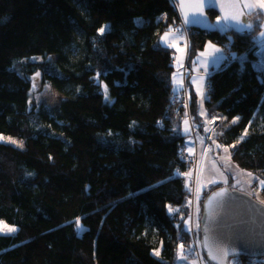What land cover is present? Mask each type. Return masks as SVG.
<instances>
[{"label": "trees", "instance_id": "16d2710c", "mask_svg": "<svg viewBox=\"0 0 264 264\" xmlns=\"http://www.w3.org/2000/svg\"><path fill=\"white\" fill-rule=\"evenodd\" d=\"M175 18L171 0H0V137L22 142L0 140V221L17 229L0 234V264H173L188 238L185 175L200 138L210 151L223 144L264 194L262 15L243 33L188 29L183 75L208 42L231 46L229 64L202 72L211 120L190 72L188 109L176 99L161 39L180 32ZM36 72L65 95L58 112L31 105ZM213 117L226 119L210 135ZM31 189L32 207H19Z\"/></svg>", "mask_w": 264, "mask_h": 264}, {"label": "rangeland", "instance_id": "374dc122", "mask_svg": "<svg viewBox=\"0 0 264 264\" xmlns=\"http://www.w3.org/2000/svg\"><path fill=\"white\" fill-rule=\"evenodd\" d=\"M242 1H243V3H246V2L254 3L255 2V0H242ZM176 8H177V4H176ZM257 12L264 13V10H261L258 8L252 9V11L248 12V19H249V15H251L253 13H255V15H256ZM258 17L260 19L261 15ZM219 18L220 17L217 16L216 20H214L213 23H215L217 29L224 32L226 29V25H225V23L217 24V21ZM262 20H263L262 30L256 35L258 42L264 40V35H261V33H264V15H262ZM175 21H176V18L173 21L174 22L173 26L176 29H180L179 34L182 36V39H183L181 46H182V48L184 47V49H185L186 42L189 39V34H188L189 28L184 23H183L184 24V26H183V24L177 23ZM249 21H250V19H249ZM163 36L165 37V34ZM177 37H178V35H174V36L168 35L164 40H162V43L163 44L166 43V45L171 46V44L172 45L176 44ZM208 44H209V42H208ZM261 50H257V53L260 52ZM175 52L169 53L167 55L166 65L173 70L172 71L173 74L174 73L176 74L175 81L173 80L174 90L177 94L176 99H180L182 101V103H184V105L187 108L188 103H189V99H187L188 91H187V88L185 87V84H184L183 71L180 70L181 68L175 66V60L178 58L176 56ZM223 54H224V56H223L221 63L224 64L225 60H228L229 62L232 61V58H230V60L227 59L228 55L225 54V52H223ZM177 55H178V53H177ZM36 60L37 61H47V60L48 61H54L55 58L48 57L47 60H43L42 58L32 59V61H36ZM229 62H228V64H229ZM208 69H209V67H208ZM188 72H190V71H188V70L185 71L186 74ZM36 73H39L40 75L36 76V74H33L31 77H29L30 85H31V89L29 91L31 105H33V103H34L36 106H43L44 108H46V110H48V111L51 110V111H49L50 113L58 112L59 108L61 107V104L66 100L65 95L62 94L61 92H58L53 87L52 84L46 83L44 81V78H43L44 77L43 73H41V72H36ZM173 74H172V78H173ZM204 85H205V78H201V76H198V78L195 80V88L197 90V86H199L201 93H206V95L203 97V100L198 98V104L197 105H198L199 109L203 112V115H206V117L208 119H210L212 116L209 117L207 111L205 109H202V106H200L202 101H203V105H204L208 99V96H207L208 91H207V88L204 87ZM185 93H186V95H184ZM212 123H211L209 129L216 128L219 125V123H217L215 126H213ZM213 131L214 130L211 129L210 133ZM208 133H209V130H208ZM201 135H202V133H201ZM201 135H199V133H197L196 136L193 137V139L196 137L200 138L202 136L203 137L207 136V135H205V136L204 135L201 136ZM2 137L4 139H0V140H2L5 143L13 144L16 147H18V145H21V141L19 139H15L11 136H2ZM8 138H11V140H9ZM12 140L16 141L17 143H12L11 142ZM201 141H203V140H201ZM215 149H216V147H215ZM193 152H195V155L197 154L195 146H194ZM220 155H221V153L216 151V150L215 151L208 150L206 147V143H205L204 154H203V157L201 158V160H200L199 155H198L199 162H200L199 167H201V170L200 171L197 170L196 172H194L193 167H192L187 172V174L185 175L186 185L189 186L188 192H187L188 193L187 194L188 205H186L188 207V209H187V215L188 216L187 217H189V214H191V215H193V217L196 218V221H198V218L200 221V216L202 214V206H201L202 195L201 194L203 193V191L205 192V191L210 190L213 187V185H216V184L228 185L231 183V188H237L242 192H246V191L249 193L253 192L252 195L255 196L256 200L264 203L263 192H261V190L256 187L257 184L253 185L252 180L254 178V175L249 171L241 170L239 168V166L234 161H232L230 151H228L227 153L223 152L221 157H219ZM205 157H206V159H205ZM249 173L251 175H248ZM230 174L232 175V180L229 178ZM211 181H216V183H211ZM225 181H227V182H225ZM193 188L199 191V194H198L199 198H198V205H197V206H199V213H197V214L192 212L193 210H197V206L195 204H193V205L190 204L192 198L195 197ZM25 192L26 193L24 195H22L21 197H15L14 202L19 207L31 208L32 207L31 198H32L33 194L35 193V190L31 189V190H26ZM201 218H202V216H201ZM187 219L188 218H186V220ZM196 221H193V223H195ZM3 223H4V225H6V223L4 221H3ZM0 227H2V226H0ZM8 227H10V226H8ZM185 227H186V225H185ZM193 227H195V225ZM0 234H11V233H9L7 231V228H4L2 231H0ZM193 241L195 244H197L195 246L196 255L199 258L203 259L204 262H200V260H198V259H197V261H195V259L193 257V252L184 247V249H182V250L180 249L179 251L176 249L177 250V256L174 257L173 264H194V263L195 264H211V263H208L207 259H205L204 255H203V253L200 252V249H201L200 247L202 245V239L200 240L199 237L197 238L196 234H195V238H192V236L190 235V232H188V238L185 240L179 241V243L177 244V248L180 245V243H183V244L185 243V244L193 246ZM198 246H199V249H198ZM157 250L159 251V255H157V256L162 258L161 257L162 250H160V249H157ZM157 250H154V251H157ZM182 257H185L186 259L182 258ZM231 263H234V259H231Z\"/></svg>", "mask_w": 264, "mask_h": 264}, {"label": "water", "instance_id": "95a60500", "mask_svg": "<svg viewBox=\"0 0 264 264\" xmlns=\"http://www.w3.org/2000/svg\"><path fill=\"white\" fill-rule=\"evenodd\" d=\"M176 10L181 14L184 22V13L189 16L195 11L188 7L197 0H183L185 7L181 8L182 0H171ZM242 0H215V5L211 8H204V16L200 17L202 23L188 24L189 29H196L206 32L217 30L212 22L209 12H215L221 18L224 15H236L239 22L229 20L226 27L235 32H246L247 25H251L248 19V10L243 8ZM235 5V7H233ZM226 189V194L222 199L214 200L211 205L209 199L214 192ZM201 238L205 259L211 264H230L231 259L238 257L264 258V204L256 200L250 193L242 192L237 188H230L227 185L214 188L210 191L202 202ZM205 225L208 227L207 235L217 243H222L228 247L230 254L223 260H215L209 256L208 247L204 244Z\"/></svg>", "mask_w": 264, "mask_h": 264}, {"label": "snow or ice", "instance_id": "6c2138e0", "mask_svg": "<svg viewBox=\"0 0 264 264\" xmlns=\"http://www.w3.org/2000/svg\"><path fill=\"white\" fill-rule=\"evenodd\" d=\"M214 5H215V0H197V2L195 4L188 5V7L194 8L195 11L192 13L191 17L189 16L188 12L184 13V24L188 25V24L202 23L200 17L204 16V8L205 7L211 8ZM184 7H185V5H184L183 0H182L181 8L183 9ZM233 7H235V5H233ZM242 7L243 8H247L249 11H252V9H254V8H258V9L264 10V0H255L254 3L246 2V3H244L242 5ZM256 15L260 16V15H264V13L257 12ZM229 20H233V21L239 22L238 17L236 15H232V16L224 15L221 18L218 19L217 24L226 23ZM247 27L250 28L251 25H247ZM177 31H179V30H177ZM99 32L100 33H104L105 32V28L102 27L101 29H99ZM169 32H171V29L169 30ZM168 35H169V33H165V37H162L161 39L164 40ZM261 35H264V33H261ZM171 46L172 47H177L176 44H173ZM207 48L211 49V53H220L221 52V49L217 48L211 42H209V44L207 45ZM178 51H183V49H179L178 48ZM208 54H210V53L201 52L199 55L201 57H204L205 55H208ZM213 63H215V61H213ZM204 68H205L204 75L205 76H210L211 72L208 71L207 65H204ZM39 75H40L39 73H36V76H39ZM175 76H176V74L174 73L173 74V80L174 81H175ZM201 78H203V77H201ZM195 79L196 78H193V82H195ZM197 94L199 96H201L202 99L206 95V93H201L199 86H197ZM105 98L107 99V86H105ZM201 114H203V113H201ZM216 119H226V118L213 117L212 121L215 122ZM236 120H239V117H236L233 120V123H235ZM184 123L187 124L188 121L185 120ZM205 130L207 131L208 129H205ZM185 131H188V129L186 128ZM0 139H4V138L0 137ZM8 139L11 140V138H8ZM11 142L12 143H17L14 140H12ZM21 146H22V142H21ZM216 146L220 147V145H216ZM224 152L227 153L228 149L224 148ZM248 175H251V174L249 173ZM225 182H227V181H225ZM211 183H216V181H211ZM260 183L264 184V181H261ZM226 191H227L226 189H221V190H219L217 192H214L213 196L209 199L208 204L211 205L213 203V201L217 200L218 198L222 199L225 196ZM173 211H179V210L178 209L177 210H173L169 206V212L172 213ZM197 213H199V206H197ZM191 221H192V217L191 216H189L188 219L185 220V225H186L185 230L186 231H192V227H191V223H190ZM0 226H2V227H0V231H2L4 228H7V231L9 233L17 231V229L14 228V227H8L7 225H4L3 221H0ZM76 226L80 227L79 219H77V221H76ZM178 227H179V225H178ZM200 227H201L200 222L196 221L195 222V228L196 229H200ZM204 230H205V233H206L205 239H204V244H205V246L208 247L209 256L212 259H215V260H218V261L223 260L224 258H226L230 254V250L228 249V247L226 245L222 244V243H217L214 240H211V238L207 235V232H208L207 225H205V229ZM179 248L181 250L184 249L183 243H181L179 245ZM154 254L155 255H159V251L158 250L155 251ZM182 258H185V257H182Z\"/></svg>", "mask_w": 264, "mask_h": 264}, {"label": "crops", "instance_id": "0c3cea01", "mask_svg": "<svg viewBox=\"0 0 264 264\" xmlns=\"http://www.w3.org/2000/svg\"><path fill=\"white\" fill-rule=\"evenodd\" d=\"M168 33L171 36L178 35L177 42H176L177 47H171V46L170 47L172 48L171 49L172 52H175L176 51L178 53V55H177L178 58L175 60V66L181 68L180 70L182 71V65H183V62L185 61V58H186L184 48H182V46H180L181 43L183 42L182 36L177 31H171V32H168ZM207 45H208V43H207ZM213 45H215L217 48H220L221 49V52L220 53H211V49H208L207 46H206L204 48V50L201 51V52H206V53H210V54L205 55L204 57H201L199 55L201 53L200 52L198 54L199 56L195 59V64H194L195 67L190 72L191 73V76H190L191 77L190 78L191 87L194 89L197 97L200 98L201 100H203V99L201 98V96L199 97V95L197 94V90L195 88V82H193V78H196L197 79L198 76H201V77L205 78L204 76H202V72H203V74L205 73L204 65H207V67H209L208 71L210 72L211 69H212L211 67L218 68L220 66L219 64L221 63V61L223 59V56H224V54H223L224 48L221 47V46H219V45H216V44H213ZM167 46H169V45H167ZM178 48L179 49H183V51H178ZM213 61H215V63H213ZM200 106H202V109H205V104L203 105V101H202V103H201ZM205 110L207 111V109H205ZM183 131H185V130H183ZM185 133H189V131H185ZM201 140H202L201 138L198 140L199 141L198 152H199V158H200V160L203 157L204 149H205V142H203ZM190 152L193 153L192 147H191V151ZM205 159H206V157H205Z\"/></svg>", "mask_w": 264, "mask_h": 264}, {"label": "built area", "instance_id": "2783aa9c", "mask_svg": "<svg viewBox=\"0 0 264 264\" xmlns=\"http://www.w3.org/2000/svg\"><path fill=\"white\" fill-rule=\"evenodd\" d=\"M177 11V10H176ZM178 12V11H177ZM178 14V18L176 19V21L175 22H177V23H180V24H183L184 22H183V19H182V17H181V14H179V12L177 13ZM183 26H184V24H183ZM186 46L188 47L189 45H188V41L186 42ZM230 44H228L225 48H224V52H225V54H227L228 56H227V59H229L230 60V58H232V57H230V55L228 54L230 51ZM262 47H264V44L262 45ZM261 50V49H260ZM228 60H225L224 61V64H228ZM184 75H187L185 72H184ZM206 88H207V91H208V93H209V90H210V87H209V84L207 83V85H206ZM184 95H186V93L184 94ZM208 95V94H207ZM220 121H221V119H216L215 120V122H211L212 124H213V126H215L217 123H220ZM211 123H210V125H211ZM211 129H214V128H211ZM210 135H211V133H210ZM210 139H209V137L205 140L206 141V147H207V149L208 150H210V141H209ZM217 145H220V147H217L216 146V151H218V152H222L221 150H222V148H223V144H217ZM199 165H200V162H199V158H198V154H196L195 156H193V157H191L190 158V161H189V164H188V166H189V169L188 170H190L192 167H193V170H194V172H196L197 170L198 171H200L201 170V167H199ZM194 189V188H193ZM199 191L198 190H196V189H194V195H195V197H193L192 198V200H191V202H190V204L191 205H193V204H195L196 206L198 205V198H199ZM201 206H203L202 204H201ZM192 212H194V213H196L197 214V210H193ZM189 216H191L192 217V221L190 222L191 223V227H192V231H189L190 232V235L192 236V238H195V234L197 235V238L199 237L200 238V240L202 239L201 238V228L202 227H200V229H196L195 227H193L194 225H195V223H193V221H196V218L195 217H193V215H191V214H189ZM200 216V215H199ZM201 216H200V221H199V218H198V221L200 222V224H201ZM181 244V243H180ZM184 245V247L186 248V249H188V250H191L192 252H193V257H194V259H195V261H197V259L198 260H200V262H204V260L203 259H201V258H199L197 255H196V249H195V246L197 245V244H195L194 243V241H193V246L192 245H188V244H183ZM201 249H200V252H202L203 253V248H202V245H201V247H200ZM198 249H199V246H198ZM177 250L179 251L180 250V248H179V246H178V248H177ZM203 255H204V253H203ZM260 259H263V258H259V259H256V258H248V260H246L245 262H243V264H264V261H262V260H260ZM208 261V260H207ZM208 263H209V261H208ZM195 264V263H194Z\"/></svg>", "mask_w": 264, "mask_h": 264}, {"label": "bare ground", "instance_id": "6f19581e", "mask_svg": "<svg viewBox=\"0 0 264 264\" xmlns=\"http://www.w3.org/2000/svg\"><path fill=\"white\" fill-rule=\"evenodd\" d=\"M173 3V2H172ZM219 16V15H218Z\"/></svg>", "mask_w": 264, "mask_h": 264}]
</instances>
